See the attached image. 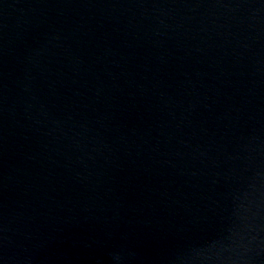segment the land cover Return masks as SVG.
Listing matches in <instances>:
<instances>
[{"label": "water", "instance_id": "water-1", "mask_svg": "<svg viewBox=\"0 0 264 264\" xmlns=\"http://www.w3.org/2000/svg\"><path fill=\"white\" fill-rule=\"evenodd\" d=\"M0 264H264V0H0Z\"/></svg>", "mask_w": 264, "mask_h": 264}]
</instances>
